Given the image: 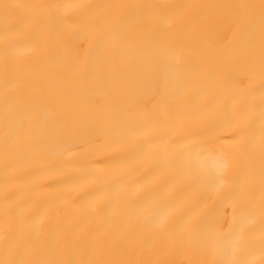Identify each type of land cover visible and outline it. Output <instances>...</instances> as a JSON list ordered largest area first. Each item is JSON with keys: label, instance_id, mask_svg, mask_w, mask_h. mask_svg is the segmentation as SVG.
Instances as JSON below:
<instances>
[{"label": "bare ground", "instance_id": "obj_1", "mask_svg": "<svg viewBox=\"0 0 264 264\" xmlns=\"http://www.w3.org/2000/svg\"><path fill=\"white\" fill-rule=\"evenodd\" d=\"M262 153L264 0H0V264H264Z\"/></svg>", "mask_w": 264, "mask_h": 264}, {"label": "snow or ice", "instance_id": "obj_2", "mask_svg": "<svg viewBox=\"0 0 264 264\" xmlns=\"http://www.w3.org/2000/svg\"><path fill=\"white\" fill-rule=\"evenodd\" d=\"M52 7H58L57 5H53ZM262 155H264V153H262ZM3 264H40V262L38 261H33V262H8L5 261L3 262ZM66 264H75V262H66ZM83 264H93V262H83ZM95 264H123V262H107V261H99V262H95ZM220 264H248L247 261L245 260H239V261H222L220 262Z\"/></svg>", "mask_w": 264, "mask_h": 264}]
</instances>
